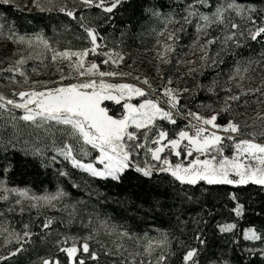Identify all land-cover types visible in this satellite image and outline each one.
<instances>
[{"label":"snow or ice","instance_id":"1","mask_svg":"<svg viewBox=\"0 0 264 264\" xmlns=\"http://www.w3.org/2000/svg\"><path fill=\"white\" fill-rule=\"evenodd\" d=\"M0 264H264V0H0Z\"/></svg>","mask_w":264,"mask_h":264}]
</instances>
